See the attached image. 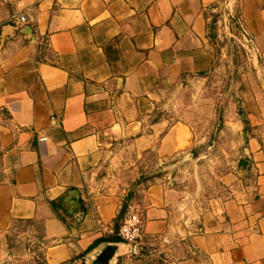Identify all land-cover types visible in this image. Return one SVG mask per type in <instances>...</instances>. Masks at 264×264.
<instances>
[{"label": "crops", "instance_id": "0c3cea01", "mask_svg": "<svg viewBox=\"0 0 264 264\" xmlns=\"http://www.w3.org/2000/svg\"><path fill=\"white\" fill-rule=\"evenodd\" d=\"M237 25L264 76V0H0V264H88L122 243L127 197L143 237L113 264H264L263 102L240 103L244 165L222 177L226 200L200 210L164 182L126 193L102 175L190 149L188 125L153 120L159 96L208 73ZM71 191L81 217L64 209Z\"/></svg>", "mask_w": 264, "mask_h": 264}, {"label": "rangeland", "instance_id": "374dc122", "mask_svg": "<svg viewBox=\"0 0 264 264\" xmlns=\"http://www.w3.org/2000/svg\"><path fill=\"white\" fill-rule=\"evenodd\" d=\"M245 99L264 103V76L253 52L223 38L208 73L184 77L176 89L161 93L157 102L153 120L188 125L193 136L190 149L167 161L147 152L130 168L108 164L100 173L124 181L126 193L141 182H164L179 202L200 210L228 199L232 192L222 177L239 171L244 163L239 145L248 131L240 107ZM235 131L243 135H234Z\"/></svg>", "mask_w": 264, "mask_h": 264}, {"label": "built area", "instance_id": "2783aa9c", "mask_svg": "<svg viewBox=\"0 0 264 264\" xmlns=\"http://www.w3.org/2000/svg\"><path fill=\"white\" fill-rule=\"evenodd\" d=\"M11 21L15 22L21 28L30 27L28 17L23 14L12 16ZM237 28L241 31L239 35H241L249 45L248 41L244 38V35H246L245 30L239 25H237ZM118 236L122 243L132 248L142 240L143 222L140 213L135 211H128L126 213L124 219L120 223Z\"/></svg>", "mask_w": 264, "mask_h": 264}, {"label": "water", "instance_id": "95a60500", "mask_svg": "<svg viewBox=\"0 0 264 264\" xmlns=\"http://www.w3.org/2000/svg\"><path fill=\"white\" fill-rule=\"evenodd\" d=\"M30 31V28L28 29ZM210 37L214 41V31L215 26L211 25L209 27ZM244 165V163H243ZM70 203L74 212L68 210V206H64L66 211L73 215V217H81L83 214V210L81 205L79 204V195L76 191H71L67 193V199H65L64 203ZM67 205V204H66ZM124 243H106L103 246L95 249L89 259L88 264H113L115 258L121 253L122 247Z\"/></svg>", "mask_w": 264, "mask_h": 264}, {"label": "trees", "instance_id": "16d2710c", "mask_svg": "<svg viewBox=\"0 0 264 264\" xmlns=\"http://www.w3.org/2000/svg\"><path fill=\"white\" fill-rule=\"evenodd\" d=\"M214 23H215V21L212 22V24H214ZM128 203H129V198L127 197L125 199V202L123 204V207L121 208V211L119 213V218H121L122 220L124 219L126 213L128 212V206H129ZM113 241H117L118 242L120 240L119 239H113Z\"/></svg>", "mask_w": 264, "mask_h": 264}, {"label": "bare ground", "instance_id": "6f19581e", "mask_svg": "<svg viewBox=\"0 0 264 264\" xmlns=\"http://www.w3.org/2000/svg\"><path fill=\"white\" fill-rule=\"evenodd\" d=\"M235 38L237 39V41L243 46V47H245L248 51H252L251 50V47L247 44V42L242 38V36L241 35H239V34H236L235 35Z\"/></svg>", "mask_w": 264, "mask_h": 264}]
</instances>
